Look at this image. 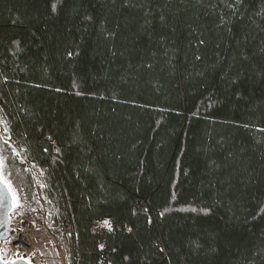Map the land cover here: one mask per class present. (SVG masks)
<instances>
[{
	"label": "trees",
	"instance_id": "16d2710c",
	"mask_svg": "<svg viewBox=\"0 0 264 264\" xmlns=\"http://www.w3.org/2000/svg\"><path fill=\"white\" fill-rule=\"evenodd\" d=\"M0 123L67 264H264V0H0Z\"/></svg>",
	"mask_w": 264,
	"mask_h": 264
},
{
	"label": "built area",
	"instance_id": "2783aa9c",
	"mask_svg": "<svg viewBox=\"0 0 264 264\" xmlns=\"http://www.w3.org/2000/svg\"><path fill=\"white\" fill-rule=\"evenodd\" d=\"M38 190L37 188L38 206L30 213H26L22 204L14 199V209L7 222L9 234L0 240L2 261L13 262L21 259L29 264H50L52 261L67 264L63 243L69 234V224L65 219L57 223L51 220L48 208L50 202ZM110 227L96 224L93 228L99 232L102 228ZM102 243L100 240L97 244L100 247ZM40 249L53 255L46 256L40 253Z\"/></svg>",
	"mask_w": 264,
	"mask_h": 264
},
{
	"label": "rangeland",
	"instance_id": "374dc122",
	"mask_svg": "<svg viewBox=\"0 0 264 264\" xmlns=\"http://www.w3.org/2000/svg\"><path fill=\"white\" fill-rule=\"evenodd\" d=\"M0 143L3 145L5 144L6 146H8V148H10V151L13 155L17 156L18 161H21L22 163H24L25 166V170L28 171L31 175V179H32V183H33V198L31 199H27L24 197L23 198L20 197L18 191L13 187V186H9L11 193L14 197V199H16L20 204H22V206L24 207V211L26 213H30L32 212L37 206V188L39 189L38 191L40 192L41 195H43L46 199L47 197L45 196V185L41 180V175L38 174V172H36V170L33 168V166L31 164H28L26 161H24L23 157L21 156L20 151L15 148L11 143L10 140L7 136V132L5 130V128L2 126V124L0 123ZM1 148V147H0ZM1 149H0V161H2L1 158ZM7 178L9 177V174L6 176ZM48 200V199H47ZM49 201V200H48ZM48 208H49V212H50V218L53 221L54 218V210H53V205L50 203L48 204ZM51 222V221H50ZM52 223V222H51ZM48 251H46L45 253H47ZM46 256H52L53 254L50 252V254H45ZM52 263H56L55 261H52L50 264Z\"/></svg>",
	"mask_w": 264,
	"mask_h": 264
},
{
	"label": "water",
	"instance_id": "95a60500",
	"mask_svg": "<svg viewBox=\"0 0 264 264\" xmlns=\"http://www.w3.org/2000/svg\"><path fill=\"white\" fill-rule=\"evenodd\" d=\"M14 209V198L8 184L3 180L0 171V240L4 239L9 234L7 222L9 215ZM0 264H29L24 260H15L13 262L2 261L0 257Z\"/></svg>",
	"mask_w": 264,
	"mask_h": 264
},
{
	"label": "snow or ice",
	"instance_id": "6c2138e0",
	"mask_svg": "<svg viewBox=\"0 0 264 264\" xmlns=\"http://www.w3.org/2000/svg\"><path fill=\"white\" fill-rule=\"evenodd\" d=\"M71 55V54H70ZM103 224L104 225H106V226H109L110 227V225H109V222L108 221H104L103 222ZM129 231H131V229H129ZM101 247H103V245H101ZM161 251H163L162 249H161Z\"/></svg>",
	"mask_w": 264,
	"mask_h": 264
}]
</instances>
